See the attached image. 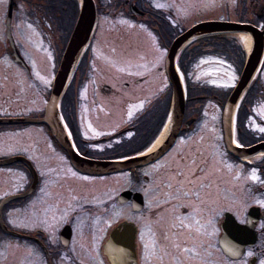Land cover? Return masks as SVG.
I'll use <instances>...</instances> for the list:
<instances>
[{
    "label": "flooded vegetation",
    "instance_id": "af4514ba",
    "mask_svg": "<svg viewBox=\"0 0 264 264\" xmlns=\"http://www.w3.org/2000/svg\"><path fill=\"white\" fill-rule=\"evenodd\" d=\"M9 1L0 0V4L8 5ZM13 1L9 29L24 63L11 59L14 49L8 44L2 46L6 10L4 18L0 13V58L4 50L11 60L3 66L0 60V74L13 73L19 78L16 81L22 79L15 89L13 112L41 116L57 59L77 22L82 0ZM92 1L96 9L93 32L58 102L70 144L80 157L97 161H130L159 153L119 172L88 175L72 167L65 149L44 127V144L40 147L46 165L38 171L30 161L35 174L21 165L26 178L17 195L26 192L33 182L34 188L28 196L10 204L12 212L23 213L26 226L21 224L22 230H15L21 236H0V240H15L11 249L3 247L0 255L10 249L25 264H112L104 248L113 231L127 224L133 230L134 259L126 264H262L264 154L256 157L257 161H243L226 152L221 119L227 88L200 87L189 75L199 59L214 57L232 68L237 82L243 67L239 66L241 51L245 60L247 48L233 34L198 37L183 45L176 66L184 75L186 99L191 101L193 90H202L205 95L194 96L200 101L190 102L189 108L186 102L180 133L164 148L172 95L166 56L178 36L203 20L185 24L187 19L178 12L177 4H190L189 0ZM235 4L237 22L263 30L264 0H235ZM232 40L233 44H226ZM143 50L155 53L157 60L117 62L106 54ZM97 52L106 57L95 60ZM37 54L51 59L48 72L35 60ZM142 63L151 65L146 75L126 72ZM122 75L126 80L119 84L116 81ZM208 94L212 98H207ZM245 101L249 106L243 113L247 121L252 118L259 123L253 108L264 104V51L239 108ZM33 102L38 109L31 108ZM210 103L214 105L213 136L218 141L211 154L201 157V151L195 152L189 139L202 125ZM247 126L257 142L264 137L252 125ZM194 159L199 163L196 167ZM226 163L230 169L239 170L231 180L232 188L226 187ZM243 176L249 181L244 189ZM117 249L110 246L112 253ZM11 264L22 263L17 260Z\"/></svg>",
    "mask_w": 264,
    "mask_h": 264
},
{
    "label": "water",
    "instance_id": "95a60500",
    "mask_svg": "<svg viewBox=\"0 0 264 264\" xmlns=\"http://www.w3.org/2000/svg\"><path fill=\"white\" fill-rule=\"evenodd\" d=\"M13 8V1L10 0L8 19ZM95 8L92 0H82L79 17L77 23L72 31L69 42L62 55L61 62L54 78L51 90V96L46 106L45 113L41 119H0L1 125L6 124H44L46 125L51 135L68 153L72 166L79 172L88 175H103L111 174L124 170L127 166L131 167L136 163H144L147 159L154 158L158 153H151L149 155L139 157L130 161H93L77 156L71 150L69 142L66 137L65 129L57 111V101L65 89L69 78L76 67L83 49L91 35L95 23ZM235 34L242 33L249 36L250 44L246 56L245 64L241 72L240 78L229 95L222 115V128L224 134V144L227 152L235 158L246 159L258 153H264V142L254 144L249 147H239L233 142V122L234 114L237 103L241 94L248 86L253 74L255 73L261 55L264 49V29L258 30L252 25L242 24L237 22L228 21H205L198 23L183 34L177 37L172 43L166 58V72L172 86V106L169 123L167 125L164 148L171 145L179 134L180 127L183 121L185 110V95L181 85L179 75L175 68V56L179 49L191 39L202 36L214 34ZM7 38L9 43L13 46L9 29L7 30ZM15 60H20L17 54H14ZM191 123L187 122L186 125ZM14 162H22L30 167V164L21 157H13L5 160H0V166L9 165ZM129 162V163H128ZM32 189V188H31ZM30 190L21 196H9L0 202V229L10 235H16L14 232L9 231L2 221V208L10 201L26 196ZM130 237L129 240L124 238ZM133 230L127 224L118 226L111 234L105 248L104 253L109 257L112 264H126L127 260L134 259L133 251ZM112 247L118 248L114 253L110 250ZM111 252V254L109 253ZM126 259V260H125Z\"/></svg>",
    "mask_w": 264,
    "mask_h": 264
},
{
    "label": "rangeland",
    "instance_id": "374dc122",
    "mask_svg": "<svg viewBox=\"0 0 264 264\" xmlns=\"http://www.w3.org/2000/svg\"><path fill=\"white\" fill-rule=\"evenodd\" d=\"M190 4L180 5L177 4L178 12L182 14L184 18L187 19L185 24L196 23L199 20L208 21V20H216L218 18H222L225 20L236 21L235 10L237 8L235 4V0H189ZM6 9V3L0 4V13L4 14ZM179 15V14H178ZM4 34L1 33L2 43H3ZM242 44L243 47L247 48L248 46V38L245 35H236ZM228 37V36H227ZM229 38V37H228ZM230 39V38H229ZM4 44H2L3 46ZM123 53H112V51L106 52L109 60L117 61V62H147L157 60L155 53H150L147 50L137 51L135 53L122 51ZM105 53L97 52L95 55V60H102ZM30 56H34L33 54H29ZM100 57H99V56ZM35 60L42 66L45 72H48L49 64L51 63V59L47 57L46 54H37L35 56ZM33 58V57H32ZM1 66L4 65V62L7 59L6 54L2 50L1 54ZM149 63H142L136 67H129L130 70L126 72H137L141 73L140 75H146L150 70ZM4 70V69H3ZM190 77L192 80L197 82L198 86L210 85L214 88H227L233 87L236 84V74L232 70V68L222 60H219L214 57H204L198 60V62L193 66L190 71ZM18 78L17 75L13 73L0 74V118H37L39 116L38 113L31 112L27 114H18L13 112L12 105L14 102V97L16 96L15 89L17 88V83H22V79L16 81ZM125 79V76H121V79L116 81L121 84ZM215 81V83H213ZM24 82V81H23ZM113 86V83H108ZM147 85H144L146 87ZM144 92L147 93L148 90L145 88ZM15 95V96H14ZM28 96L34 99V102H38L35 99V95L30 94L28 92ZM123 98V97H122ZM34 102L31 104V108L38 109ZM115 102V100H114ZM116 103V102H115ZM264 104H259L254 106V114L256 113L257 117L255 120L259 121L257 123L254 122V119L250 118L247 125L256 128L259 131V134L263 135L264 132L261 129H264ZM262 110L256 108H262ZM207 109L210 111L204 113V119L202 125L196 130V134L189 139V142H193L194 151H201L200 156L204 157V155L211 154V148L216 146L218 139H214L213 136V122L214 120L211 117V110L214 108L213 104H208ZM14 109H17L14 107ZM253 120V121H252ZM262 122V123H261ZM44 126L42 125H29V126H5L4 130L6 133L0 136V160L10 158L13 156H22L31 161L38 171H41L42 167L46 164V157L41 154L40 144H44V139H41L43 134ZM47 155V154H46ZM214 158H217V155L213 154ZM259 155H256L254 158L257 161ZM198 158V157H196ZM199 163H196V159H194L193 167H196ZM22 173V176L19 174ZM239 173V170L230 169L228 164L226 163V167L224 170V176L226 179V187H230L232 185L231 180L234 179V175ZM26 178V171L21 167V164H14L5 167H0V198L17 195L22 192L24 188V180ZM249 181L247 178L243 176L241 179L242 189H244L245 184ZM228 194V193H227ZM23 213L20 210L11 211V208L7 209L5 213V222L7 225L14 230H22L20 225L26 226V221L23 218ZM12 241V240H11ZM10 240H0V250L5 247H12V243ZM14 244V243H13ZM8 249L7 254L1 255L0 264H11L12 262H17L23 264L24 259L16 257L15 254H12ZM17 253V252H16ZM4 259H1V258ZM25 264V263H24ZM63 264H71L65 262Z\"/></svg>",
    "mask_w": 264,
    "mask_h": 264
},
{
    "label": "trees",
    "instance_id": "16d2710c",
    "mask_svg": "<svg viewBox=\"0 0 264 264\" xmlns=\"http://www.w3.org/2000/svg\"><path fill=\"white\" fill-rule=\"evenodd\" d=\"M226 44H233V40L231 42L226 41ZM242 55H241V59H240V68L243 66L244 63V51H241ZM199 95H205V92L202 90H193L192 92H190V97L192 96L193 98L191 99V101H187V108H189V103H193V102H198L200 101L197 98H194V96H199ZM209 96L207 98H212L211 94H208ZM248 106V102L245 101L244 103H242V105L239 108V112L237 115V120H236V128H237V134H236V139L237 141L242 144V145H250L253 144L255 142H257V138L252 134V132H250V130L247 127V116L243 113H245V109H247ZM243 110V111H241ZM258 140H264V137L259 138Z\"/></svg>",
    "mask_w": 264,
    "mask_h": 264
},
{
    "label": "snow or ice",
    "instance_id": "6c2138e0",
    "mask_svg": "<svg viewBox=\"0 0 264 264\" xmlns=\"http://www.w3.org/2000/svg\"><path fill=\"white\" fill-rule=\"evenodd\" d=\"M158 6H161V5H158ZM213 83H215V81H213ZM129 115H131V112H129ZM261 131H264V129H261ZM256 177L253 176V179H255ZM147 247V246H146ZM262 264H264V262H262Z\"/></svg>",
    "mask_w": 264,
    "mask_h": 264
}]
</instances>
